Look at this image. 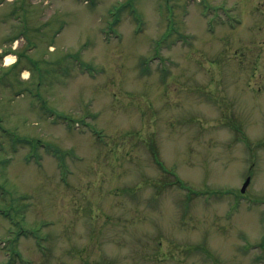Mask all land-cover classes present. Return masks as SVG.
I'll return each instance as SVG.
<instances>
[{
  "label": "rangeland",
  "instance_id": "374dc122",
  "mask_svg": "<svg viewBox=\"0 0 264 264\" xmlns=\"http://www.w3.org/2000/svg\"><path fill=\"white\" fill-rule=\"evenodd\" d=\"M0 264H264V0H0Z\"/></svg>",
  "mask_w": 264,
  "mask_h": 264
},
{
  "label": "trees",
  "instance_id": "16d2710c",
  "mask_svg": "<svg viewBox=\"0 0 264 264\" xmlns=\"http://www.w3.org/2000/svg\"><path fill=\"white\" fill-rule=\"evenodd\" d=\"M8 216L12 219L13 223L16 224L18 223L17 220L15 219V214L14 213H8Z\"/></svg>",
  "mask_w": 264,
  "mask_h": 264
},
{
  "label": "water",
  "instance_id": "95a60500",
  "mask_svg": "<svg viewBox=\"0 0 264 264\" xmlns=\"http://www.w3.org/2000/svg\"><path fill=\"white\" fill-rule=\"evenodd\" d=\"M248 180H249V178H247V179H246V181L244 182V184H243V186H242L241 190H244V188H245V186H246V184H247Z\"/></svg>",
  "mask_w": 264,
  "mask_h": 264
},
{
  "label": "bare ground",
  "instance_id": "6f19581e",
  "mask_svg": "<svg viewBox=\"0 0 264 264\" xmlns=\"http://www.w3.org/2000/svg\"><path fill=\"white\" fill-rule=\"evenodd\" d=\"M11 58H12V56H11V55H7V56H6V59H7V61H10V60H11Z\"/></svg>",
  "mask_w": 264,
  "mask_h": 264
}]
</instances>
